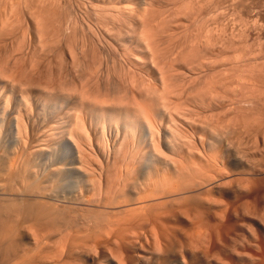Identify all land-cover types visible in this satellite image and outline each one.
Wrapping results in <instances>:
<instances>
[{
	"label": "bare ground",
	"instance_id": "1",
	"mask_svg": "<svg viewBox=\"0 0 264 264\" xmlns=\"http://www.w3.org/2000/svg\"><path fill=\"white\" fill-rule=\"evenodd\" d=\"M11 1L9 2L11 3ZM63 1L64 0L18 1L24 4V7H22L23 4L20 3L21 6L19 7L21 9L27 8V14L31 5H35L34 8L37 6L41 7V9H34L35 12H33L34 10L31 7L32 12L28 14L31 15V18L27 15L30 19H34L30 21H33L32 24L36 27L35 29L32 28L33 26L30 27V29L32 28L35 30L33 31V35L31 34V38L28 36V32H30L28 30L29 27L27 28L28 32L25 35L23 32L24 30L21 28L23 30L21 32L22 36L20 35L21 38L19 37L20 33H15L17 29L21 30L19 27L23 26L21 23H19L21 26L17 25V20L20 18L17 15H20V13L22 14L23 12V10H21V12L16 11L19 4L17 1L16 3L18 4L14 3L11 6L14 9L16 4L17 7L15 6L16 9L14 11L18 13L20 12L19 14L15 12L17 14L16 16L19 17L17 20H14L15 17L12 18L13 21H16V25H11L10 27L8 25L10 24L9 21H3V18H1L2 16L0 17L3 21H0V264L10 263L12 258H15L14 256H16L17 252L21 249L20 243L27 242V236H25V233H28L29 230L30 233L32 232L31 236H33L34 243L35 245H38V247L44 244V247H46V242H51L52 239H55L57 236L56 239L59 238L60 241H62L59 242V245H63L62 249L66 248V250L64 249L63 253H61L62 255L59 254V259L60 257L63 258L64 253H66L65 256L68 255L69 258H71L70 256L74 254V256H76L77 253H79L78 256L83 260L84 264H112L111 260L107 259L109 256H107V258L104 257L103 260L98 259L97 256L96 258L98 260H96L95 257L90 255L92 250L96 251L95 248L97 246L95 247V240H92L95 243V245L92 244L94 249L91 244L90 246L92 249L88 248L89 250L86 246L80 244L82 239H85L86 241L88 238L89 240L90 238L95 239L96 236H100L101 239L102 237L105 238L101 241L98 237V241H100L99 243L97 242L98 245L101 242L103 243V240L105 242L108 241V239H112L110 231L113 230L112 226L114 222H112V219V221L109 222V218L111 217L108 218V216L112 215L108 210L109 206L112 205L113 207V205L124 204L128 206L131 205V208H133L132 206L140 204L141 201H143L142 203H145L144 201L146 200L147 203V201L151 200L154 196L157 198L156 195L158 193L160 196L161 193H164L162 195L166 196L165 192L167 193L168 191L172 194V188L175 190V186L177 185H174L175 183H173V181L178 179L179 182H182L181 180L186 178V175L184 176V174H187V172L189 173V171L190 174L191 172L195 175L198 173L202 174L207 167L209 168L208 164L220 166L218 168L219 175L215 172L217 168L214 171H211L212 173L215 172L213 176L216 175V177L219 176L220 178L223 176L228 177L225 175L226 173H232V175L239 173L257 175V170L252 164H250L252 163V159L250 162L248 160L245 162L243 155L239 156L236 153H233L236 154L233 155L232 152H230L231 148L229 150L224 148L225 142L227 144V141L225 137L221 135V132L217 134L216 131L218 130L216 128H221L222 130L220 131L229 136L231 125L241 121V124L245 126V129L249 125H251L252 128L255 123H259V126L257 124L255 126L260 127V130L262 131L264 130V51L262 50L264 48L261 47L263 46L262 40H258L257 38L261 33H257V37L254 38L259 42V45L257 46H260V50H262L260 51L258 48L259 52L263 53H261L262 57L254 56L256 53H254L255 51L253 52V50L248 51L250 49V47H247L249 46L247 43L248 41L244 37L241 38L243 35L248 37L247 34L252 30L264 32V25L260 24V21H258V17H263L264 19V6L262 3L250 1V4L252 3L250 5L248 2L249 0H241L242 3L237 5H242L241 9L243 8V14L245 16L248 14L251 18L254 17L258 19L257 21H247L248 23L243 19L242 24L237 25L238 27L240 26L238 29L240 35L237 36V40H235L237 35L236 32L231 33L232 35L230 38L231 40L229 39V44H235V47L237 46L236 44H238L241 46V49H237V53H234V55H231L225 60L226 58L222 59L223 53L221 50H225L228 46L225 49V45L223 44V47H219L220 55H217L219 52L216 53V56L213 54L214 52L211 53V50L215 49L214 47L218 45L214 43L215 39H213V42H210V38L207 37V34L210 32L208 24V27H205V24L204 26L200 25L201 27H199V31L201 30L200 28L205 27L202 30L203 32L205 30V34L202 35L201 33L203 32L200 31L199 33L202 36L199 35V38L195 39L190 34L193 40L197 41V44L192 39L190 40V38H188V41H190L191 44L186 42L187 40H184L185 42H183L182 45L185 43V46H187L186 49H183L185 46L181 45L182 47L179 49L178 46V50L175 52L174 48H171L173 46L172 43H170L172 46H169L171 40L169 41L166 37H172V34H174L173 36L175 37L176 34H179H175L173 29H171L173 33L168 35L171 31V27H175L174 30H177L176 26L178 25L175 24L177 21H174V18L175 16L177 17L179 12L181 13L182 10L184 11L186 6L184 4H186V2L189 3V6L190 4L193 6L195 3L202 5L200 3L207 2L206 0H185V2L182 0L184 4L182 3V7L180 6L179 8L181 11L178 10V8L176 10L177 12L170 10L174 13L170 14L171 17L163 15L162 12L164 10L160 11L161 7L159 8L160 10L157 9L159 5H161L160 2L158 5L157 0L75 1L76 3H82L80 6H84V10L88 13L86 14L83 10L84 13L79 11L80 15L81 13L82 15L85 14V19L86 17L91 19L94 16L89 17L91 16L89 14L93 13L95 19L92 21L95 20V23L92 21H88L89 23L86 22L87 24L85 22H79L80 20L84 21L85 19L82 20L80 17L81 19L77 20L75 17H78V15H76L74 17L75 20L73 19L71 25H69L70 22L67 20L70 28L67 27L66 18H63L65 20L64 27L62 25L63 23L59 24L60 17H64V15L60 16L63 13L62 11H56L59 13V18L58 13L55 14V10L60 5H63L61 2L65 3ZM72 1L73 0H67L66 2L72 3ZM214 1L218 4L221 2L223 3L226 0ZM38 3L40 4L38 5ZM78 3L77 5L80 4ZM72 4L69 5L65 3L66 6L63 5L65 9L66 7L69 8L66 12H69L72 8L71 12L73 13H65V15L68 14V19H70V17L72 19V16L75 13L73 9L77 7L73 5V8ZM155 4H157V8L153 7ZM25 5H30V7H25ZM87 5L92 9V13L90 12L91 10H89V7H85ZM53 6H55L54 8L56 9L54 12H51L52 14L49 13V15L51 14L52 16H47L46 11L52 9ZM70 6L72 7L70 8ZM141 6H144L142 7L143 9H140ZM48 7H50V9ZM145 7L156 8L157 12H160L157 13L155 12L156 9H154V11L153 9L151 10V8H149V11L148 8L147 10L144 9ZM79 8L80 7H77V9ZM169 9L171 8L169 7ZM196 9H199V12L201 6ZM216 9H218V7ZM142 10L149 11V13L145 11L147 13L146 15ZM188 10L190 12V9ZM192 10L193 9H191V12H193ZM141 11L144 12V14L141 13ZM153 12L156 14L154 15ZM198 12L196 11V15ZM159 14L163 17H168L166 20H161L162 16ZM185 14L186 12H184V15ZM6 15L7 13L5 16ZM56 15L58 20H56ZM156 15L158 18L160 16V20L157 17H154ZM187 15L188 14H186L187 18H191L190 15ZM244 15H242V17ZM248 15L246 17L249 18ZM180 16L181 15L177 18H180ZM219 16L220 15H218V17ZM168 18L173 19L169 20ZM9 19H11V17ZM239 19L241 18L239 17ZM87 20L88 19H86V21ZM168 20L170 22H168ZM171 20L176 26L174 25L173 27ZM204 20L208 19L205 18L203 21ZM188 21L190 22L191 20L189 19ZM229 21L228 23H230ZM182 22L180 21V24L177 23L181 26ZM80 23H83L86 28L82 25L81 27L83 28V31L80 30V32L82 31L81 34L83 33V37L78 36L79 39L83 38V43L81 40H78L82 43L83 48H76V50L74 49V46L77 44V41L75 40H77L76 36L79 33L78 29H80ZM192 23L194 24V20ZM196 24H200V22L197 20ZM61 25L63 28L67 27L68 32L73 31L71 29H74L73 33H66L67 35L70 34V36L68 35L69 38L71 37V34H73L72 36L76 34L74 36L75 44H71L74 42H70L72 40L69 38L66 39L64 37L63 39H66L64 41L59 37L63 36L60 35L61 31H63ZM12 26H16L17 28ZM26 26H24L25 29ZM183 27H185V25ZM11 28L15 31H11ZM179 28L177 32L179 31ZM196 30L198 31V29ZM10 31L14 33V35H12ZM65 31L67 30L65 29ZM76 31L78 32L75 33ZM190 31L192 32V30ZM247 31L249 33H247ZM199 33H197V36ZM16 34V39L19 40L20 38L21 41L14 38L13 40L20 43L17 44V42H15L16 45L13 43L14 46L10 48L12 45L10 43L11 40H7V38L10 39L9 37H11V35L13 38ZM62 34L65 35V32ZM261 36L264 39L263 33ZM261 36H259V38ZM176 37L178 38V36ZM59 39L64 42L67 41L65 43L67 47H65L62 44L63 42ZM242 39H245L247 42L245 43V40L242 41ZM5 41L7 45H11L9 47L7 45L6 47L5 45L3 46ZM7 41H10L9 44ZM68 42L71 47L68 46ZM89 42L91 43L89 44V48L91 47L90 45L93 47L91 50H88L89 48L86 47ZM254 43L257 42L254 41ZM27 44H32L31 46L34 44V48H26L28 47L26 46ZM56 45L57 47L62 45L60 48L65 47L67 50L64 49V51L58 47L56 51ZM200 45L202 47H199ZM76 47H79V44ZM118 47H123L125 50L123 49L120 51V48ZM246 48L249 49L247 50ZM233 52H235V50ZM88 56H90L92 60L90 57L88 58ZM97 59L98 62H95ZM89 61L93 62L91 67L89 66ZM86 62H88L87 68H89V71L86 68ZM79 63H82L80 64L82 67H79ZM116 65H118V67ZM83 66H85L87 71L81 70L84 68ZM114 66L116 67L114 68ZM65 67H67L72 74H69L70 76L67 75L71 80L67 79V76L64 77V74L62 75V71L68 70ZM77 67L80 68L82 74L85 72V74L88 73V76L84 74L85 77L80 75L81 73L76 71L78 69ZM117 68L119 71H117ZM66 72L68 73V71ZM112 77H114L115 84L113 83ZM111 84L115 86L113 87ZM219 112H222L221 114L224 115L223 118H217L219 115L221 116ZM198 114H200L199 116L203 115L205 119H211V121L216 117L221 123L216 120L217 123L214 124V120L212 122L213 125L216 126L214 128L212 124H209L211 122L210 120V122L204 120L205 123H208H206V127L208 125V128L210 129L205 127V131L207 132L198 130L200 126L198 125V123H200L198 122ZM215 114L219 115L216 116ZM193 116H195V119L197 117V122L195 119L193 120ZM204 118L202 117V119ZM218 136L220 138L222 136L224 143L222 140V142L219 141L220 138ZM221 143L224 144V147L220 152L219 147L223 146ZM135 144H137V148L142 146L144 148H149L150 150H146V152L143 151L144 153L142 152V154L138 156V152L140 153L143 149L139 147L141 150L138 151L139 149L133 146ZM262 144V147H264V139L262 140ZM132 146L137 149V153L136 150L135 152L133 151L134 148H132ZM228 146L227 148H229ZM161 147L165 149L163 154L160 150ZM166 150L172 153L170 155L167 153L168 156L175 154L178 157L176 158L175 156V158L179 160L175 161L173 156V159L168 156H163ZM246 157L248 156L246 155ZM189 158H191L192 161L195 160L197 162H191ZM204 163H207V167ZM262 166H264V164H262ZM221 170L224 171L222 172ZM225 170L227 171L226 173ZM261 170L264 171V167H262ZM181 177L183 178L180 179ZM216 177H214V179ZM199 178L201 179V177ZM250 178H247L249 179L247 182L250 181L253 184L254 181ZM193 180H196V177ZM213 180L211 181L214 183ZM200 181L206 183V180L204 179ZM222 181L223 178L217 182L218 184L216 186L218 188L225 187V184L227 185L228 181L226 183ZM202 182L198 183L199 186ZM207 182L209 183L208 180ZM228 183H230V181ZM178 184V187L181 186L180 183ZM258 184H260L259 181ZM185 185L182 184V186ZM191 185L192 184H189L187 186L191 187ZM199 186L197 187L198 189H200ZM216 186L214 185L212 188ZM253 187H255L254 184ZM181 188L183 189V187ZM187 190L190 189L188 188ZM249 190L251 191V189ZM179 191L181 190L179 189ZM191 191L193 190L191 189ZM196 194L197 193H194V195ZM235 194L234 196L237 195L236 198H246L244 197L246 194L242 191H239L236 195ZM101 195L104 196V198L101 197ZM250 198H252V195ZM150 204L152 205L153 203ZM138 208L142 209L141 205L140 207H136V209ZM128 209L130 208L128 207ZM78 213H81V216H79ZM79 217L81 219H79ZM111 223L113 224L111 225ZM113 228L116 227L114 226ZM25 230L27 232L24 233ZM127 231L129 232L130 230H124V233ZM167 232H165L164 238L162 237L163 239L166 238V240H168L167 238L169 236H166L169 234ZM30 233L28 236H30ZM127 233H125L126 236L125 234L120 233L123 235V238H118V240L120 239L119 242L123 239L120 244H123L122 246H125L126 248V241H124L126 238L130 249L138 250V248H136L138 242L135 243V241L139 240L140 236H137L135 240L133 236L135 233L133 234L131 232V234L129 232V236H127ZM115 234L116 232L113 233V235ZM163 235L164 233H162V236ZM108 236H110V238H108ZM114 238L116 239V237H113V242L115 241ZM153 239H155V237ZM205 241L206 244L209 243L208 245L211 247L213 240L207 239ZM205 241L203 242L205 243ZM27 243L30 244V242ZM106 243L108 242H105V244ZM199 243L200 242L198 241V244ZM26 244H24V246ZM85 245L89 246V243ZM24 246L22 245V247ZM58 247L59 246H57V248ZM210 247L208 249H210ZM121 249L122 251L124 250V248ZM61 250L59 252H62ZM53 251V253L51 252V254L54 255H52V257L56 258L55 256L56 254L58 255V251L57 249ZM48 252L46 253L48 254ZM19 253L20 252H18V254ZM42 254L44 257V252ZM129 254L130 252L128 255ZM130 255H134L133 258H131V264H138L137 260L139 259H136L137 256L135 254ZM46 256L47 255H45L44 258H46ZM52 257H48L47 260H49V258L53 259ZM58 257L57 260H59ZM115 257L118 258V256ZM76 260H74V262ZM184 260L177 262L176 264H186ZM41 261L43 262L44 260ZM54 261V264H56V260ZM38 263H40V261ZM47 263H49V261ZM59 263L60 261L58 264ZM122 263L125 264L124 262H121L120 264ZM43 264H46V260Z\"/></svg>",
	"mask_w": 264,
	"mask_h": 264
},
{
	"label": "rangeland",
	"instance_id": "2",
	"mask_svg": "<svg viewBox=\"0 0 264 264\" xmlns=\"http://www.w3.org/2000/svg\"><path fill=\"white\" fill-rule=\"evenodd\" d=\"M2 1V2H1ZM9 1H11V0H8V1H4V0H0V14H2V15H0V17L1 18H3L2 20L3 21H5V20H7V21H9V23L10 24H8V22H7V24L11 27V25H16V21H13L12 20V18H14V20H17L19 17V19L18 20H20V21H22L23 22V20H24V24L22 23V22H20V21H18L17 20V25L19 26L20 24L19 23H21V25H23V26H21V27H19L21 30H19V29H17L16 31L15 30H13L12 28H11V31H15V33H17V34H19V37H20V35L22 36V31L24 32V35L25 34H27V32H28V30L31 32H28V36L30 37V36H32L33 35V31H35L34 29L36 28L35 26H33L34 24H32L33 23V21H30V20H34L33 18L32 19H30L31 17V15H28L30 12H32V8H33V10L34 9H36L37 10V8L38 9H41V7L40 6H37V7H35L34 8V6H32L31 5V7H30V5L29 6H26L25 5V7H30V9H31V11H30V9H29V11H28V14H27V8L25 9V8H20L19 6H21V4H23V3H21V2H18V1H20V0H13V1H11V3L9 2ZM15 1V2H14ZM16 1L19 3H16ZM67 0H64L63 2H65L66 4H72V6L74 5L75 7L77 6V7H80L79 9H77V7L76 8H74V6H73V11L75 12V13H77V14H75L74 13V15L72 16V19H71V17H70V19H68L67 18V15H65V13H67L66 12V10H68L69 8H67L66 7V9H65V7H63V5H65V3H62L61 2V4H63L62 6L60 5H58V6H56V7H58L57 9H59V10H57L56 8H54L55 6H53L52 7V9H50V7H48L50 10H48V8H47V10L48 11H46V13H47V16H50L52 13L51 12H54V10H55V12L56 11H58V12H63L60 16H62V15H64V17L62 16V17H60L59 16V13L58 12H56L55 14H57L58 13V18L60 17V21H59V24L61 23H63L62 25H63V27H64V25H65V20L63 19V18H66V23H67V25H68V21L67 20H69V25H71V22L73 21V19H74V17L76 16V15H78V17L76 16L75 18L78 20V19H81L82 18V20H84L85 19V14H83L82 15V13H84L83 12V10H84V6L82 7V6H80V5H82V3H80L81 1L80 0H73L72 1V3H69V2H66ZM75 1H80L78 4L79 5H77V3L75 2ZM158 1V5H159V2H160V4L161 5H159V7L158 6H156L157 4H155V5H153V7H158L157 9L158 10H160V11H163L162 12V14L163 15H168L169 17H171L170 16V14L172 13L171 11H175V12H177L176 10H177V8H178V10H180L181 11V9H179L180 8V6L182 7V5L184 4L183 3V1L182 0H175V2H174V0H161L162 1V3H161V1L160 0H157ZM167 3H166V2ZM180 1H182V2H180ZM207 2H203V3H200V4H202L203 5V7H202V5H199V4H193V6H192V4H190V6H189V3H187L186 2V4H184V5H186L185 6V8H184V6H183V8H184V11L182 10L181 11V13L179 14L178 13V15H177V17L179 16V15H181L180 16V18H181V20H180V18H177L176 16H175V18H176V20H175V18H174V15H173V18H174V21H177L179 24H180V21L182 22V19H183V22L181 23V26L183 25H185V27H181V26H179V24L177 23V22H175V24H177L178 26H176L175 24H174V22L172 23V20H171V23H172V25H173V27H174V25L176 26V29L178 30V28L180 27L181 28V30H180V28H179V31L177 32V30L175 31L174 30V28H170V30L171 29H173V32H175V34L176 33H179V34H176V36H178V38L176 37H174L173 35L174 34H172L171 36L172 37H169V36H166L167 38H168V40L170 41H168L167 39V41L169 42V46L171 47L172 45V49L174 48V51L176 52V50H178V46H179V49H180V47H182V46H185V43H184V45H182L183 44V42H185L186 40V42H189L190 43V41H188V38H190V40L192 39L193 40V38L192 37H194L195 39H197V38H199V35H203V34H205L204 32H205V30H204V32L202 31L203 30V28H205V27H208L209 26V30H210V32H212V33H208L207 34V37L208 38H210L209 40H210V42H213V39H215V42L214 43H216L218 46H215L214 48L215 49H213V50H211V53L212 52H214L213 54H215V56H216V53H218L219 52V54H217V55H220L221 53H220V48L219 47H221L222 46V44L223 45H225L224 46V49L228 46L229 47V41L231 40L230 38H231V33H234V32H236V38H235V40H237V36H239L240 35V31L238 30L239 28H240V26L238 27L237 25H241L242 24V20L243 19H245L244 21L245 22H247V21H252V20H256L257 21V19L259 18H261V17H258V18H251V16L250 15H248L249 16V18L248 17H246L244 14H243V8L241 9V6H237V5H240V3H242V1L241 0H238V1H240V2H238L237 0H232V1H234V2H232L231 0V2L229 1V0H226V1H224L222 4L221 3H218V4H216L215 3V1L214 0H206ZM250 1H254L255 3H258V2H260V3H262V5L264 6V0H249L248 2H249V4H250ZM7 4H6V3ZM13 2V3H12ZM34 2V1H33ZM32 2V3H33ZM166 4H165V3ZM184 2H185V0H184ZM3 3V4H2ZM14 3H16V4H18V7L16 6V4H15V6L17 7V9H16V7L14 6V9H13V7H11ZM21 3V4H20ZM157 3V2H156ZM164 3V4H163ZM170 3V4H169ZM183 3V4H182ZM231 3V4H230ZM233 3V4H232ZM239 3V4H238ZM5 4H6V6H5ZM40 3H38V5H39ZM162 4H163V6H162ZM252 4V3H251ZM250 4V5H251ZM69 5H67V6H69ZM176 5V6H175ZM217 5V6H216ZM233 5H235V6H233ZM66 6V5H65ZM72 6H70V8L72 7ZM178 6V7H177ZM188 6V7H187ZM194 6H195V9H194ZM199 6H201V12L199 11L198 12V10L196 9V8H199ZM216 6V7H215ZM222 6V7H221ZM225 6V7H224ZM22 7H24V4L22 5ZM60 7H62V8H60ZM82 7V8H81ZM86 8H90V6L89 5H87V6H85ZM142 7H144V6H141L140 7V9L142 8ZM161 7V8H160ZM169 7L171 8V9H169ZM189 7H191V8H189ZM193 7V8H192ZM218 7V9H216ZM232 7V8H231ZM240 7V8H239ZM46 8V7H45ZM64 8V9H63ZM148 9L149 8H151V10L153 9L152 7H147ZM147 8L145 7L144 9H146L147 10ZM156 8H154V9H156ZM160 8V9H159ZM190 9V12H189V10L188 9ZM222 8V9H221ZM226 8H227V10H226ZM6 9V10H5ZM16 9V11H20L21 12V10H23V12H22V14L20 13V15H17V14H19L18 12H16V11H14ZM25 9V10H24ZM76 9V10H75ZM143 9V8H142ZM153 9V10H154ZM157 9H156V11L155 12H157ZM185 9H186V11H185ZM191 9H193L192 11L193 12H191ZM211 9V10H210ZM6 11V13H7V15L5 16V11ZM9 10V11H8ZM71 10H72V8L70 9V11L68 12L69 14H70V12H71ZM78 10V11H77ZM89 10H91L90 12L92 13V9L90 8ZM145 10V11H146ZM171 10V11H170ZM187 10H188V12H187ZM198 12L197 13V15H196V11ZM238 10V11H237ZM241 11V14L242 15H244L243 17H242V15L240 14V11ZM263 10H264V7H263ZM14 11V12H13ZM65 11V12H64ZM82 11V13H81V15H80V12ZM85 12H86V10H84ZM87 11H88V9H87ZM142 11H144V10H142ZM141 11V13H143L144 14V12H142ZM149 11H150V9H149ZM149 11H146L147 13H149ZM160 11H158V12H160ZM210 13H209V12ZM215 11V12H214ZM17 14H16V13ZM33 12H35V10L33 11ZM89 12V13H90ZM145 12V13H146ZM157 12V13H158ZM183 12V13H182ZM184 12H186V14H188L187 16H189L190 15V17L191 18H189L191 21L189 22L188 20V18L186 17V14L184 15ZM212 12V13H211ZM25 13H26V15H25ZM49 13H51L50 15H49ZM71 13H73V12H71ZM147 13H146V15H147ZM152 13V12H151ZM150 13V14H151ZM166 13V14H165ZM169 13V14H168ZM196 15V17H195V15ZM199 13H201V14H199ZM222 13V14H221ZM227 13V14H226ZM238 13V14H237ZM4 14V15H3ZM86 14H88L87 12H86ZM93 14V13H92ZM89 14V15H91V16H89V15H86V16H89V17H92V16H94L93 18H91V19H89L88 17H86V19H88L87 21H86V19L84 20V21H79V22H87V23H89L88 21H92L93 19H95V15L93 14ZM149 14V15H150ZM153 14H154V12H153ZM153 14H151V15H153ZM156 14V13H155ZM154 14V15H155ZM172 14H174V13H172ZM208 14V15H207ZM214 14V15H213ZM19 16V17H17V16ZM23 15H25V16H23ZM30 17H28V16ZM80 15V16H79ZM158 15V14H157ZM154 16V17H157L158 18V16ZM160 15V14H159ZM183 15V16H182ZM200 15V16H199ZM218 15H220L219 17H218ZM223 15V16H222ZM226 15V16H225ZM230 15V16H229ZM241 15V16H240ZM27 16V17H26ZM52 16V15H51ZM66 16V17H65ZM160 16H162V15H160ZM160 16H159V20H160ZM163 17L162 16V19L161 20H166L167 19V17ZM193 16V17H192ZM203 16V17H202ZM11 17V19H9ZM17 17V18H16ZM26 19H25V18ZM53 17H54V15H53ZM53 17H51L52 19H54ZM81 17V18H80ZM186 17V18H185ZM195 17V18H194ZM198 17V18H197ZM202 17V18H201ZM208 19V20H204L203 21V19ZM227 17V18H226ZM239 17L241 18V19H239ZM1 18H0V21L1 22H3L2 20H1ZM5 18V19H4ZM50 18V19H51ZM58 18H57V15H56V20H58ZM173 18H168L169 20L170 19H173ZM215 18H217V19H215ZM238 18V19H237ZM22 19V20H21ZM27 19H28V21H27ZM61 19H63V20H61ZM178 19H179V21H178ZM202 21H201V20ZM216 21H215V20ZM220 19H221V21H220ZM225 19V20H224ZM228 19V20H227ZM234 19V20H233ZM258 19V21H260V24H263L264 25V19H263V17L259 20ZM75 20V19H74ZM168 20V22H170ZM187 20V21H186ZM193 20H194V24L192 23L193 22ZM197 20H198V22H200V24H196L197 23ZM214 20V21H213ZM230 20V21H229ZM12 21H13V23H12ZM62 21V22H61ZM95 21V20H94ZM94 21H92L93 23H95ZM185 21V22H184ZM196 21V22H195ZM207 21V22H206ZM228 21L230 22V23H228ZM250 21V22H251ZM263 21V22H262ZM0 22V23H1ZM204 22V23H203ZM206 22V23H205ZM212 22V23H211ZM222 24H221V23ZM233 22H235V23H233ZM249 22V23H250ZM15 23V24H14ZM35 23V22H34ZM84 23V24H85ZM86 23V24H87ZM184 23V24H183ZM189 23H191V24H189ZM201 23H203V24H201ZM211 23V24H210ZM218 25H217V24ZM225 23H226V25H225ZM240 23V24H239ZM248 23V22H247ZM28 24V25H27ZM58 24V25H59ZM198 26H196V25ZM204 24L206 25L205 27H203L204 26ZM207 24H208V26H207ZM228 24V25H227ZM232 24V25H231ZM27 25V26H26ZM57 25V26H58ZM62 25H61V29L63 28L62 27ZM66 25V26H67ZM67 26L68 28H70V26ZM83 25V23L81 24L80 23V25H79V27H80V29H78L79 30V33L77 34V36H76V39L77 40H75V41H77V44H76V46H78V44H79V47H76V46H74L75 48L74 49H76V48H78V49H80V47H82L83 48V46H82V41H83V38H80L79 39V37L78 36H81V37H83V33L81 34V32L83 31V28L81 27ZM200 25H203L202 27L203 28H200L201 30V32H203V33H199L200 31H199V27H201ZM220 25V26H219ZM24 26H26V29H25V27ZM33 26V27H32ZM78 26V25H77ZM77 26H76V28H77ZM84 27H85V25H83ZM188 26H189V28H188ZM194 26H195V28H194ZM223 26V27H222ZM228 28H227V27ZM12 27H14V26H12ZM16 27V26H15ZM14 27V28H15ZM29 27V28H28ZM30 27H32V28H34V29H30ZM67 27L66 28H63L62 30L63 31H61V30H59V31H61V34L60 35H63V36H59V37H61L62 39L65 37L66 39H68L69 38V36H70V34H68L67 35V33H73L74 32V29H71V30H73V31H69L68 32V29H67ZM128 27H132V26H128ZM178 27V28H177ZM218 27V28H217ZM17 28V27H16ZM27 28H28V30H27ZM60 28V27H59ZM75 28V29H76ZM82 28V29H81ZM86 28V27H85ZM184 28V29H183ZM186 28H188V29H186ZM211 28V29H210ZM221 28V29H220ZM65 29L67 30V31H65ZM132 29V28H131ZM196 29H198V31L196 30ZM216 29V30H215ZM225 29V30H224ZM234 29V30H233ZM70 30V29H69ZM77 30V29H76ZM80 30H82L81 32H80ZM188 30V31H187ZM190 30H192V32L190 31ZM193 30H194V32H193ZM227 30V31H226ZM231 30H232V32H231ZM236 30V31H235ZM239 32H238V31ZM250 30V29H249ZM10 31V32H11ZM17 31H19V32H17ZM180 31H181V33H180ZM222 31H226V32H222ZM253 31V30H252ZM247 31V33H249V34H247V36L248 37H245L244 35L241 37V38H246V40L248 41H246L245 39H242V41H244L245 40V43L247 42L248 43V45L249 46H247V47H250V49L248 50L247 48V50L248 51H252L253 50V52L254 53H256L254 56H256V57H262V54L259 52V50H260V46H257V45H259L258 43V41H257V39H255L256 37H257V35L258 34H260V35H258V40L259 39H261L262 40V44H263V46H261L262 48H264V39L262 38V33H263V37H264V32L262 31V32H257V31ZM63 32H65V35L64 34H62ZM67 32V33H66ZM78 31H76L75 33H77ZM172 32V30L170 31V33L168 34V35H170L171 33H173ZM219 32V33H218ZM252 32V33H251ZM58 33V32H57ZM187 35H186V34ZM197 33H199L198 34V36H197ZM253 33H255V34H253ZM258 33V34H257ZM11 34L12 35H14V33H12L11 32ZM17 34L12 38V35H11V37H9L10 39H8L7 38V40H11V42L10 41H7L8 42V44H9V42L12 44H9V45H7V43H6V41H5V44H3V46L5 45V47H6V45L9 47L10 45V48L12 47V46H14V44H15V42H17V41H15V40H13L14 38L16 39V36H17ZM30 34V35H29ZM32 34V35H31ZM59 34V33H58ZM182 34H184V35H182ZM192 35V37H191V35ZM193 34H196V35H193ZM73 34H71V37L73 38L74 36H72ZM201 35V36H202ZM253 35V36H252ZM256 35V36H255ZM27 36V37H28ZM67 36V37H66ZM180 36V37H179ZM186 36V37H185ZM188 36H190V37H188ZM209 36H211V37H209ZM220 36V37H219ZM259 36H261L260 38H259ZM19 37H17V38H19ZM69 38L70 40H72V41H70V42H74V39H75V37L72 39V38ZM165 37V38H166ZM186 39H185V38ZM219 37V38H218ZM255 37V38H254ZM21 38V37H20ZM19 38V40L18 39H16V40H18V41H21V39ZM31 38V37H30ZM165 38H164V40H165ZM170 38H172L173 39V41H172V39H170ZM181 38V39H180ZM227 40H225V39ZM240 38V37H239ZM241 38H240V40H241ZM66 39H63L64 41L66 40ZM178 39V40H177ZM230 39V40H229ZM252 39V40H251ZM13 40V41H12ZM59 40H61V39H59ZM78 40H81V42L80 41H78ZM185 40V41H184ZM212 40V41H211ZM224 40V41H223ZM64 41H62L61 40V42H63L62 44L65 46V47H67L66 45H65V43L67 42H64ZM194 41V40H193ZM254 41L255 42H257V43H254ZM33 42H34V40H33ZM60 42V41H59ZM174 42V43H173ZM180 42V43H179ZM196 44H197V41H194ZM225 42V43H224ZM251 42V43H250ZM14 43V44H13ZM20 42H17V44H19ZM69 43V42H68ZM76 42H74V43H71V44H75ZM80 43H81V46H80ZM170 43H172V45H170ZM221 43V44H220ZM250 43V44H249ZM58 44H61V43H58ZM57 44V45H58ZM89 44H91L90 42L89 43H87V46L86 47H88L89 48ZM188 44V43H187ZM191 44V43H190ZM189 44V45H190ZM192 44H194V43H192ZM227 44V45H226ZM16 45V44H15ZM32 45V44H31ZM31 45H26V46H28V47H26V48H29L30 47V49H32V47L34 48V44H33V46H31ZM57 45H56V47H55V49H56V51H57V48L59 47H57ZM182 45V46H181ZM237 46L235 47V44L234 45H230V47L227 49H225V50H221V52L223 53V54H226V55H223L222 54V59H225V60H227V58L228 57H230L231 55H234V53H237L238 52V50H240L241 49V46H239L238 44H236ZM251 45V46H250ZM255 45V46H254ZM1 46H2V44H1ZM2 46V47H3ZM36 46V45H35ZM62 45H60V47H61ZM68 46H70V43H69V45ZM91 47L88 49V50H91V49H93V47H92V45H90ZM197 46V45H196ZM257 46V47H256ZM7 47V48H8ZM59 47V48H60ZM60 48V49H62V50H64V49H66V48ZM71 47V46H70ZM85 47V49L87 50V48ZM186 47L187 46H185V48H183V49H186ZM199 47H202L201 45L199 46ZM223 47V46H222ZM235 47V48H234ZM118 48H120V51H122L124 48L123 47H118ZM231 48V49H230ZM233 48H234V50H235V52H233L234 50H233ZM258 48H259V50H258ZM201 49V48H200ZM238 49V50H237ZM257 51H256V50ZM67 50V49H66ZM77 50V49H76ZM119 50V49H118ZM125 50V49H124ZM219 50V51H218ZM246 50V51H247ZM263 51H264V49H262ZM262 50H260V51H262ZM58 51H61V50H58ZM65 51V50H64ZM237 51V52H236ZM178 52V51H177ZM228 53V54H227ZM230 54V55H229ZM228 55V56H227ZM261 55V56H260ZM225 56V57H224ZM90 56H88V58H89ZM87 58V59H88ZM91 58V57H90ZM86 59V60H87ZM90 60V59H89ZM91 60H92V58H91ZM82 61V60H81ZM95 61V60H94ZM83 62V61H82ZM90 62V64H89V66L91 67V65H93V62H91V61H89ZM95 62H98V59H97V61H95ZM263 62V61H262ZM261 62V63H262ZM57 63V62H56ZM84 63H85V61H84ZM55 64V63H54ZM80 64H82V63H79V67H82V65H80ZM87 64H88V62H86V68L88 67L87 66ZM65 65V64H64ZM63 65V66H64ZM117 67H118V65H116ZM116 66H114V68L116 67ZM79 67H77L78 69L76 70V71H79L81 74L80 75H87V74H85V73H83L82 74V72L80 71V68ZM84 68H82L81 70H86L85 69V66H83ZM64 68V67H63ZM65 68H67V67H65ZM68 69V68H67ZM118 69V68H117ZM116 69V70H117ZM63 70V69H62ZM87 70L89 71V68H87ZM86 70V71H87ZM66 71H68V73L66 72ZM64 70V71H62L63 73H62V75L64 74V77H66L67 75H69V74H71L70 73V71H69V69L68 70ZM75 71V72H76ZM83 71V72H84ZM117 71H119V69L117 70ZM116 71V72H117ZM66 72V73H65ZM118 73V72H117ZM66 74V75H65ZM72 75V74H71ZM76 75L78 76V74H77V72H76ZM79 75V76H80ZM83 75V76H84ZM70 76V75H69ZM88 76V75H87ZM85 77V76H84ZM114 77H112V79H113ZM67 79H70L68 76H67ZM71 80V79H70ZM68 81V80H67ZM114 79H113V83H114ZM112 83V82H111ZM115 84V83H114ZM113 87L115 86V85H113V84H111ZM117 87V86H116ZM115 87V88H116ZM222 112H219V114H221ZM219 114H215L216 116H218ZM200 114H198V120H196L197 119V117H196V119H195V116H193L192 118H193V120L195 119V121L197 122H200V123H198V125H200V126H202V127H200L199 126V128H198V130H202V131H204V132H207V131H205L206 130V128H208V125H207V127H206V123L204 122V120H210L211 121V119H205L204 118V116L203 115H201V116H199ZM223 114H221V116L219 115V117H217L218 119L219 118H223ZM202 117L204 118V119H202ZM202 119V121H201V119ZM216 117L214 118V120L216 121H218V119H217ZM214 120H212L209 124H212V126L215 128L216 126H214L213 125V123L215 124V123H217V121L215 122ZM214 121V122H213ZM213 122V123H212ZM219 123H221L220 122V120L218 121ZM218 123V124H219ZM239 124V125H237V124ZM236 123H233L232 125H231V127H230V130H229V136H228V134H226V133H223L222 131H220V130H222L221 128L219 129V128H216L218 131H216L217 132V134L218 133H220L221 132V135H223V137H225V139H226V141H227V144H226V142H225V147H224V144H222L223 146L222 147H219L218 149H219V151L221 152L222 151V148L224 147L225 149H230L231 151L230 152H232V154L233 153H236L237 155H243L244 156V161L246 162L247 160L250 162L251 161V159H252V163H250V164H252L254 167H255V169L257 170L256 172V174L257 175H248V174H245V173H239V174H233L232 175V173L230 174V173H226L227 171L225 170V173H223V174H225V175H227L228 177H226V176H223V177H221V178H223V181L222 182H224V183H226L227 181L229 182L230 181V183H228L227 182V185L225 184V187H222V186H224V185H222L221 187L222 188H218L216 185L218 184L217 182L221 179L219 176H217L216 177V175H214L213 176V174L215 173V172H217L218 173V168L220 167V166H216L215 164H212V165H210V164H208L209 165V168L207 167V163H204V165H206V167H207V169L202 173V174H194V173H192L191 172V174H190V171H189V173L187 172V174L185 173L184 174V176L186 175V178L184 179L183 177H181L180 179H182L183 178V180H184V182H183V180H181L182 182H179V180L178 179H176L175 181H173V183H175L174 185H179L178 183H180V185L181 186H175V190H174V188H172V190L171 191H173L172 192V194H170L171 192L170 191H168L167 193L165 192V194H166V196H164V195H162V194H164V193H161V196L160 195H156V197L157 198H155V196L151 199V200H148L147 201V203H146V200L144 201L145 203H142L143 201H141V203L140 204H136V205H134V206H132L133 208H131V205H124V204H121V205H113V207H112V205L111 206H109V208H108V210L111 212V214L112 215H110V216H108V218L109 217H111V218H109L108 220H109V222H111L112 220V222H114V224L113 223H111V225L113 224V226H112V229H110V230H112V231H110V235H112L113 237H116V239L114 238V242H113V237L111 236V238L112 239H108V241H105V242H108V243H106L105 244V242H104V240H103V243L101 242L99 245L97 244V242L99 243L100 241H98L99 240V238H100V236H96L95 237V239H93V238H90V240H89V238L88 239H86V241H85V239H82V240H84V241H82L81 239V241H80V244H82V245H84V246H86L87 247V249L89 248V249H94V246L93 245H95V243H96V245H95V250L96 251H94V250H92V252L91 251H89V252H91L90 253V255L92 256V257H95V259L96 260H98V259H104V257H106L107 258V256H109L107 259H109V260H111V263L112 264H117V262H118V264H120L121 262H124L125 264H128L129 262V264H131V258H133V256L134 255H130V254H135L137 257H136V259H139V260H137L138 261V264H176L177 262H181L182 260H184L185 261V263L186 264H264V171L263 170H261L262 169V167H264V166H262V164H264V153H262V152H264L263 150V148L264 147H262L263 146V144H262V140L264 139V130L262 131V130H260V127H258L259 125V123L257 124V123H255V125L257 124L258 126H253L252 128H251V125H249L246 129L244 128L245 126H243V124H241V121L239 122H236ZM208 124V123H207ZM235 124V125H234ZM252 124V123H251ZM253 125V124H252ZM241 126V127H240ZM206 127V128H205ZM205 128V129H204ZM233 128V129H232ZM208 129H210V128H208ZM207 129V130H208ZM232 129V130H231ZM239 131H238V130ZM244 129V130H243ZM259 129V130H258ZM263 129V128H262ZM231 131V132H230ZM240 134H239V133ZM263 133V134H262ZM206 134V133H205ZM241 134H243V135H241ZM219 136H220V134H219ZM218 136V137H219ZM231 136H232V138H231ZM239 136V137H238ZM252 136V137H251ZM228 139H227V138ZM247 137V138H246ZM220 138V137H219ZM231 138V139H230ZM223 141V138H222V136H221V138L219 139V141L220 142H222ZM231 140V141H230ZM235 141V142H234ZM239 141V142H238ZM242 141V142H241ZM223 143H224V141H223ZM231 143V144H230ZM260 145H259V144ZM133 144V143H132ZM220 144V145H221ZM242 144V145H241ZM229 145V146H228ZM251 145V146H250ZM254 145V146H253ZM256 145V146H255ZM133 146H135V148H137V144H135V145H133ZM132 146V148H134ZM219 146V145H218ZM227 146L229 147V148H227ZM247 146V147H246ZM140 147V146H139ZM139 147L137 148V149H139ZM240 147V148H239ZM255 147V148H254ZM261 147V148H260ZM134 148V152H135V150H136V153L138 152V151H140L141 149H143L140 153L138 152V156H140V154H142V152L144 151V152H146V150L148 151V150H150L149 148H144V147H140L141 149H139L138 151H137V149H135ZM145 149V150H144ZM162 149H163V151H162ZM254 149H255V151H254ZM258 149V150H257ZM261 149H262V151H261ZM161 152H162V154H163V152L165 151V149L164 148H162L161 147ZM259 150H260V152H259ZM234 151V152H233ZM248 151V152H247ZM252 151V152H251ZM143 152V153H144ZM240 152V153H239ZM241 152H242V154H241ZM254 152V153H253ZM166 154L167 153H169V155L170 154H172V153H170V152H168L167 150H166V152H165ZM164 153V155L163 156H168V154L166 155ZM239 153V154H238ZM260 153H262V154H260ZM236 154H233V155H236ZM246 155L248 156V157H246ZM254 155V156H253ZM256 155V156H255ZM172 156H173V158L175 159V161L176 160H179V159H176V158H178L175 154H173V155H171V156H168V157H170L171 159H173L172 158ZM175 156H176V158H175ZM262 156V157H261ZM167 158V157H166ZM254 158V159H253ZM257 158H258V160H257ZM140 159V158H139ZM190 159V161L191 162H197V161H195V160H191V158H189ZM189 159H187V160H189ZM259 159H260V161H259ZM170 160V159H169ZM261 163V164H260ZM259 164V165H258ZM214 166V167H213ZM216 166V167H215ZM262 166V167H261ZM212 168V169H211ZM217 168V170L214 172V173H212L211 171H214L215 169ZM261 168V169H260ZM221 169V168H220ZM208 170V171H207ZM222 171V170H221ZM224 171V170H223ZM222 171V172H223ZM261 171H263V172H261ZM210 172V173H209ZM260 172V173H259ZM216 173V174H217ZM189 174H190V177L192 178H190L189 177ZM210 174H211V176H210ZM222 174V173H221ZM244 174V175H243ZM194 175V176H193ZM204 175V176H203ZM209 175V176H208ZM218 175H219V173H218ZM230 175V176H229ZM202 176H203V178H202ZM206 176H207V178H206ZM244 176V177H243ZM195 177H196V180H193V179H195ZM198 177V178H197ZM199 177H201V179L199 178ZM209 177H210V179H209ZM212 177V178H211ZM214 177H216L215 179H214ZM220 179H219V178ZM233 177V178H232ZM239 177H240V179H239ZM243 177V178H242ZM251 177V178H250ZM262 177V178H261ZM236 178H238V179H236ZM247 178H250V179H252L254 182H253V184H254V186L255 187H253V184L249 181V182H247V180H249V179H247ZM253 178H255V179H253ZM259 178V179H258ZM261 178V179H260ZM187 179V180H186ZM189 179V180H188ZM202 179H204V180H206V183L204 182H202V181H200V180H202ZM214 179V180H213ZM216 179H217V181H216ZM186 180V181H185ZM192 180V181H191ZM207 180L209 181V183L207 182ZM211 180H213L214 181V183L211 181ZM225 180V181H224ZM234 182H233V181ZM237 180H238V182H237ZM251 180V181H252ZM261 180V181H260ZM176 181H178V182H176ZM189 181V182H188ZM196 181V182H195ZM202 182V184L199 186V182ZM243 181V182H242ZM258 181H259V183L260 184H258ZM262 181H263V183H262ZM193 182V183H192ZM194 182H195V184H194ZM212 184H211V183ZM233 182V183H232ZM246 184H245V183ZM188 183V184H187ZM182 184H186L185 186H182ZM189 184H194L193 185V187H192V185H191V187L190 186H187V185H189ZM210 184V185H209ZM250 184V185H249ZM199 186V188L200 189H198L197 187ZM216 186V187H214V188H212V186ZM242 185V186H241ZM252 185V186H251ZM259 185V186H258ZM187 186V187H186ZM203 186V187H202ZM231 188H230V187ZM257 186V187H256ZM181 187H183V189L181 188ZM194 187H195V190H194ZM234 187V188H233ZM241 187V188H240ZM244 187V188H243ZM245 187H246V189H245ZM261 187V188H260ZM178 188V189H177ZM185 188V189H184ZM190 189V190H187V189ZM213 189V190H211V189ZM257 188V189H256ZM258 188H260V189H258ZM177 189V190H176ZM179 189L181 190V191H179ZM191 189L193 190V191H191ZM197 189V190H196ZM223 190V192H222V190ZM234 189H236V190H234ZM247 191H245V190ZM249 189H251V191L249 190ZM256 189V190H255ZM183 190H184V192H183ZM205 190V191H204ZM208 190V191H207ZM176 191V192H175ZM213 191V192H212ZM227 191V192H226ZM232 191V192H231ZM239 191H242L243 193H245L246 194V196H244V197H246V198H244V199H241V198H243V197H241V198H239V197H237L236 198V194L239 192ZM245 191V192H244ZM258 191V192H257ZM183 192V193H182ZM207 192V193H206ZM235 192H236V194H235ZM249 192V193H248ZM251 192V193H250ZM194 193H197L196 195H194ZM199 193H200V196H199ZM223 193V194H222ZM255 193V194H254ZM170 194V195H169ZM226 194V195H225ZM234 194L236 195V196H234ZM248 194V195H247ZM167 195H168V197H167ZM198 195V196H197ZM251 195H252V198H250L251 197ZM234 196V197H233ZM249 196V197H248ZM101 197H103L104 198V196H102L101 195ZM231 198H233V199H231ZM201 199V200H200ZM168 200V201H167ZM196 200V201H195ZM209 201V202H208ZM150 203H153L152 205L150 204ZM145 204V205H144ZM140 205H141V208L142 209H140V208H138V209H136V207H140ZM144 205V206H143ZM148 205V206H147ZM227 205H228V207H227ZM118 206V207H117ZM143 206V207H142ZM146 206V207H145ZM152 206V207H151ZM128 207L130 208V209H128ZM154 207V208H153ZM256 208V209H255ZM136 209V210H135ZM140 209V210H139ZM249 209V210H248ZM120 210V211H119ZM122 210V211H121ZM125 210H126V213H125ZM130 210V211H129ZM140 212H139V211ZM147 211V212H146ZM250 211V212H249ZM118 212H120V213H118ZM244 212V213H243ZM125 213V214H124ZM247 213V214H246ZM252 213V214H251ZM78 215L79 216H81V213L79 214L78 213ZM123 215V216H122ZM128 216V217H127ZM145 216V217H144ZM156 216V217H155ZM250 216V217H249ZM113 217V218H112ZM133 219H132V218ZM136 217V218H135ZM144 217V218H143ZM115 218V219H114ZM79 219H81L80 217H79ZM112 219V220H111ZM132 219V220H131ZM224 219V220H223ZM126 220V221H125ZM222 220V221H221ZM123 221V222H122ZM129 223V224H128ZM154 225V226H153ZM252 225V226H251ZM116 227V228H113V227ZM249 226V227H248ZM129 227H131V228H129ZM137 227H139V228H137ZM137 228V229H136ZM152 228V229H151ZM122 231H121V230ZM136 229V230H135ZM258 229V230H257ZM120 230V231H119ZM124 230H130L129 232L131 233H135L133 236H134V239L135 238H137V236H140L141 237V240H140V237H139V240H137V241H135V243H137V245L138 246H136V248H138V250L137 249H130V247H129V244H127L128 242H127V239L125 238V240L124 241H126V248H125V246H122L120 243L123 241V239H121L122 241L121 242H119V240H118V238H123V235H121L120 233H122V234H125V233H127V232H125L124 233ZM139 230V231H138ZM153 230H155V231H153ZM255 230V231H254ZM116 232V234L115 235H118V236H115V235H113V233L114 232ZM163 231V232H162ZM168 231V232H167ZM25 232H27L26 230L24 231V233ZM112 232V233H111ZM117 232H118V234H117ZM128 232V233H129ZM154 232H155V234H154ZM164 233V235L162 236V233ZM165 232H167L169 235H167V233H166V237H168L167 239L168 240H166V238L165 239H163L164 238V236H165ZM29 233H30V230L28 231V233H25V236H27V238H26V241L27 242H30V244H28L26 241H24V242H26V243H23V242H21L20 243V247H21V249L18 251V252H20L19 254H18V252H17V255L16 254H13V255H16V256H14L15 258H12V260L10 261V263L9 264H17V262H18V264H36V263H38L39 261H40V263H44V261L46 260V264H49V263H51L52 264V262H53V264H54V260H56V264H58V262L60 261V263L61 264H84V262H83V260H81V258H79V253H77V255L76 256H74V255H72V256H70L71 258H69V256L68 255H66L65 256V254L66 253H64L63 255L65 256H63V258L62 257H60V259H59V257L58 256H60L59 254H61V253H63V250L65 249L66 250V248H63L62 249V247H63V245L61 246V245H59V242H62V241H60V239L58 238V239H56L57 238V236H56V238L55 239H52V243L50 242V241H48V242H46V247H44V245H42V246H39L38 247V245H35V241H34V238H33V236H31V233H30V236H28L29 235ZM127 233V236H129L130 235V233L128 234ZM131 233V234H132ZM161 233V234H160ZM254 233V234H253ZM159 234V235H158ZM121 235V236H120ZM135 235H136V237H135ZM218 235V236H217ZM257 235V236H256ZM125 236H126V234H125ZM124 236V237H125ZM157 236H158V238H157ZM210 236V237H209ZM31 237V238H30ZM99 237V238H98ZM155 237V239H153ZM163 237V238H162ZM204 237V238H203ZM212 237V238H211ZM108 238H110V236H108ZM170 238V239H169ZM197 238V239H196ZM202 238V239H201ZM210 239V240H213V242H212V244H211V247L213 248H211L210 247V245H208L209 243H207L206 244V241L205 240H207V239ZM257 238V239H256ZM101 239V238H100ZM102 239H105V238H103L102 237ZM102 239H101V241H102ZM106 239H107V237H106ZM203 239H205V240H203ZM30 240V241H29ZM58 241V243H57V241ZM88 240H89V242H88ZM95 242H93V241ZM110 240V241H109ZM136 240V239H135ZM155 240V241H154ZM202 242H201V241ZM214 240H215V242H214ZM90 241H91V243H90ZM164 241H166V242H164ZM194 241V242H193ZM197 241V242H196ZM198 241L200 242L199 244H198ZM203 241H205V243L203 242ZM55 242V243H54ZM84 242V243H83ZM85 242H88L89 243V246L88 245H85V244H88V243H85ZM173 242V243H172ZM34 243V244H33ZM49 243V244H48ZM119 243V244H118ZM142 243V244H141ZM215 243V244H214ZM24 244H26L25 246H24ZM52 244V245H51ZM61 244V243H60ZM90 244L93 246L92 248H91V246H90ZM149 244V245H148ZM159 244H160V246H159ZM169 244V245H168ZM193 244V245H192ZM198 244V245H197ZM22 245L24 246V247H22ZM47 245H49V246H47ZM54 245H57V246H59L58 248H57V246H54ZM128 245V246H127ZM156 245V246H155ZM168 245V246H167ZM172 245V246H171ZM196 245V246H195ZM208 245V246H207ZM61 246V247H60ZM110 246V247H109ZM32 247V248H31ZM36 247V248H35ZM124 248V250H126V251H122V249L121 248ZM158 247V248H157ZM207 247V248H206ZM210 247V249H208ZM35 248V249H34ZM42 248V249H41ZM59 248H61V249H59ZM167 248V249H166ZM30 249V250H29ZM46 249V250H45ZM48 249V250H47ZM57 249V251H58V255L56 254V258H54V257H52V255L53 254H51V252L53 253L54 251L53 250H56ZM88 249V250H89ZM217 249V250H216ZM39 250H40V252H39ZM42 250V251H41ZM62 251V252H59V251ZM82 250V249H81ZM131 250V251H130ZM162 250V251H161ZM25 251V252H24ZM48 251H50V252H48ZM56 251V252H57ZM128 251V252H127ZM138 251V252H137ZM167 251V252H166ZM24 252V253H23ZM44 252V257H45V255H47L46 256V258H44L43 257V254L42 253ZM46 252H48V254L46 253ZM55 252V253H56ZM112 252V253H111ZM130 252V254L128 255V253ZM162 252V253H161ZM41 253V254H40ZM46 253V254H45ZM183 253V254H182ZM38 254H40V255H38ZM50 254H51V256H50ZM104 254V255H103ZM110 254V255H109ZM112 254V255H111ZM114 254H116V255H114ZM36 255V256H35ZM62 255V254H61ZM95 255V256H94ZM182 255V256H181ZM23 256V257H22ZM38 256H41V257H38ZM54 256V255H53ZM98 256V257H97ZM115 256H118V258H116ZM132 256V257H131ZM13 257V256H12ZM36 257V258H35ZM38 257V258H37ZM48 257H52L53 259H50L49 258V260H47V258ZM57 257H58V259L59 260H57ZM69 259H68V258ZM74 257V258H73ZM98 259H97V258ZM125 257V258H124ZM143 257V258H142ZM41 258V259H40ZM43 258V259H42ZM113 258H115V259H113ZM129 258H130V260H129ZM135 258V257H134ZM160 258H161V261H160ZM209 258V259H208ZM38 261H37V260ZM65 259V260H64ZM77 259V260H76ZM80 259V260H79ZM120 259V260H119ZM125 259V260H124ZM194 259V260H193ZM217 259H219V260H217ZM41 260H44L43 262L41 261ZM51 260H53L52 262H50ZM66 260H68V261H66ZM74 260H76L75 262H74ZM102 260H100V261H102ZM123 260V261H122ZM128 260H129V262H128ZM210 260V261H209ZM225 260V261H224ZM233 260V261H232ZM35 261H37V262H35ZM49 261V263H47ZM72 261V262H71ZM99 261V262H100ZM115 261H117V262H115ZM20 262V263H19ZM74 262V263H73ZM229 262V263H228ZM8 263H6V264H8ZM40 263H38V264H40ZM59 263V264H60ZM123 264V263H122Z\"/></svg>",
	"mask_w": 264,
	"mask_h": 264
}]
</instances>
